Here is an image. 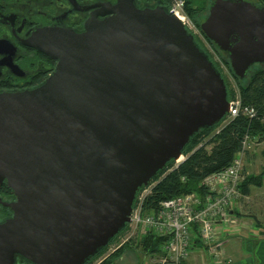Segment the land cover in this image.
<instances>
[{"label": "water", "instance_id": "water-1", "mask_svg": "<svg viewBox=\"0 0 264 264\" xmlns=\"http://www.w3.org/2000/svg\"><path fill=\"white\" fill-rule=\"evenodd\" d=\"M80 29L38 30L52 71L0 90V264H81L124 223L137 189L228 109L219 70L158 0H100ZM203 36L233 73L264 62V5L210 0Z\"/></svg>", "mask_w": 264, "mask_h": 264}, {"label": "trees", "instance_id": "trees-1", "mask_svg": "<svg viewBox=\"0 0 264 264\" xmlns=\"http://www.w3.org/2000/svg\"><path fill=\"white\" fill-rule=\"evenodd\" d=\"M158 2L168 7L169 0H158ZM209 2L210 0H184V9L198 29L199 21L206 14ZM136 3L140 4L137 1ZM256 3L264 5L263 0H258ZM201 12H204V15L200 18L199 14ZM194 38L202 50L206 52L214 66L219 70L226 86V97L228 100L231 99L235 96L233 88L229 86L220 67L214 61L204 44L196 35H194ZM205 39L220 55L231 76L234 78V81L237 82L239 89L238 95L241 103L243 105L247 104L253 106L255 113L250 116L239 111L237 114L223 121L227 114L225 113V115L213 125L202 126L194 132L181 149V153L185 155L183 159L176 164H174V159L167 160L147 181L146 184H152L149 188V192L144 197V207L154 206L162 198L184 192L195 191L202 194L205 188L199 183L201 178L210 172L227 166L232 161L235 154L242 148L245 134L253 138L256 137L257 141L264 139V62L251 64L246 75L241 78L235 75L231 70L226 52L219 49L218 46L207 37H205ZM245 78L246 82L241 83ZM263 180L264 168L257 173H245L244 178L239 184V189L243 194H246L249 192L251 185H262ZM146 184L141 185L137 189L135 195ZM0 189L11 192L4 182L1 183ZM134 200L132 205L134 204ZM8 213L9 211L6 207L0 206V219L4 214L7 215ZM261 224L264 228V223ZM127 227L128 223L126 222L120 230L108 240L106 245L98 248L81 264H89L97 256L103 254L108 245L111 244L120 233L125 231ZM162 240V236L148 231L140 234L135 243H133L131 239H125L117 247L109 251L98 264H111L127 250H131L135 254L141 253V255L157 253L160 250ZM193 242L194 244L200 245V241L197 237H194Z\"/></svg>", "mask_w": 264, "mask_h": 264}, {"label": "built area", "instance_id": "built-area-1", "mask_svg": "<svg viewBox=\"0 0 264 264\" xmlns=\"http://www.w3.org/2000/svg\"><path fill=\"white\" fill-rule=\"evenodd\" d=\"M168 9L194 35L200 32L187 15L184 0H169ZM239 111L250 116L255 113L253 106L243 105L239 95L235 94L228 100L227 114L223 121ZM253 140L257 141V138L245 134L242 148L232 161L201 178L199 183L205 188L202 194L195 191L184 192L162 198L154 206L144 207L143 200L152 183L146 184L137 192L129 213L128 226L141 234L148 231L163 237L159 252L143 255L144 258L138 264H182L194 250H205L217 257L216 254L220 251L218 240L223 231L235 221L231 217V209L235 197L240 193L239 184L245 175L247 147ZM258 142L264 143V139ZM184 156L181 153L174 159V164ZM194 237L199 239L200 245L194 244ZM122 241L112 247H109V244L107 251L89 264L100 263L103 257Z\"/></svg>", "mask_w": 264, "mask_h": 264}, {"label": "flooded vegetation", "instance_id": "flooded-vegetation-1", "mask_svg": "<svg viewBox=\"0 0 264 264\" xmlns=\"http://www.w3.org/2000/svg\"><path fill=\"white\" fill-rule=\"evenodd\" d=\"M98 1L0 0V90L31 88L42 82L56 60L42 49L43 35L38 30L53 25L78 30ZM0 196L13 198L4 189ZM13 264L32 263L15 254Z\"/></svg>", "mask_w": 264, "mask_h": 264}, {"label": "rangeland", "instance_id": "rangeland-1", "mask_svg": "<svg viewBox=\"0 0 264 264\" xmlns=\"http://www.w3.org/2000/svg\"><path fill=\"white\" fill-rule=\"evenodd\" d=\"M153 1L154 0H148L147 2L152 3ZM252 1L257 2L258 0H252ZM203 15L204 12H201L199 14V17L201 18ZM196 36L204 44L205 48L210 52L214 61L218 64L223 75L227 79L229 86L233 88L234 93L238 94L239 89L237 86V82L234 81V78L231 76L230 72L228 71L220 55L213 49V47L209 44V42L200 32H196ZM245 82H246V78L242 80L241 83H245ZM263 168H264V143L253 140L252 142L249 143V146L247 147L245 168H244L245 173H249V172L257 173L260 172ZM246 194L248 196H246ZM246 194H242L240 191L239 195L235 197L234 200L237 201V209L234 208V213L240 216H247L248 218L247 220L249 224L252 223V220L255 221V224H257V220H260V222L262 221L264 223V180L262 185H251L249 192ZM232 214L231 217H233ZM140 234L141 233L139 231H136L135 229H132L130 226H128L125 231H123L116 237V239L110 244L109 247H112L119 241L125 239H131L132 242L135 243L138 237L140 236ZM224 236L225 235H222L218 240V243L220 245V251H218L216 255L217 257H219V261L222 262V264H230L231 256H229V254L224 256L223 251L225 245H221V239H223ZM107 249L104 251V253L107 251ZM103 254L97 256L95 259H93L92 262H94L97 258L101 257ZM143 258L144 256L141 255V253L135 254L131 250H127L118 259L114 260L113 263L111 264H138L139 261Z\"/></svg>", "mask_w": 264, "mask_h": 264}, {"label": "crops", "instance_id": "crops-1", "mask_svg": "<svg viewBox=\"0 0 264 264\" xmlns=\"http://www.w3.org/2000/svg\"><path fill=\"white\" fill-rule=\"evenodd\" d=\"M246 196L248 195L246 194ZM234 208L237 209V201L235 200L232 206L233 210L231 209L235 221L222 233V235H225L221 239V245H225L224 256L228 254L231 256L230 264H264V228L261 224L262 221L257 220L259 225L255 224L254 220L249 224L247 216L235 214ZM211 254L205 252V250L202 252L194 250L182 264H222L219 257H214Z\"/></svg>", "mask_w": 264, "mask_h": 264}]
</instances>
